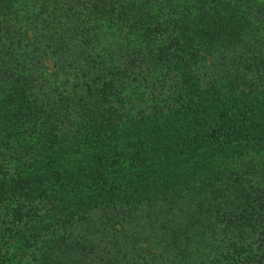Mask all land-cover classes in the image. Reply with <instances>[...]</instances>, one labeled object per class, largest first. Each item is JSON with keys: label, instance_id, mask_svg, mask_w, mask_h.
I'll list each match as a JSON object with an SVG mask.
<instances>
[{"label": "trees", "instance_id": "16d2710c", "mask_svg": "<svg viewBox=\"0 0 264 264\" xmlns=\"http://www.w3.org/2000/svg\"><path fill=\"white\" fill-rule=\"evenodd\" d=\"M0 264H264V0H0Z\"/></svg>", "mask_w": 264, "mask_h": 264}]
</instances>
